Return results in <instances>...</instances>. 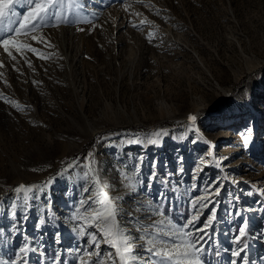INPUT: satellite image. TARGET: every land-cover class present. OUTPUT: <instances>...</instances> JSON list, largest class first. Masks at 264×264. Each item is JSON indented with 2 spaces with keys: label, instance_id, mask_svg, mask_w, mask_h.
<instances>
[{
  "label": "rangeland",
  "instance_id": "rangeland-1",
  "mask_svg": "<svg viewBox=\"0 0 264 264\" xmlns=\"http://www.w3.org/2000/svg\"><path fill=\"white\" fill-rule=\"evenodd\" d=\"M13 9L0 17L21 46H0V264H94L97 176L133 236L207 203L205 264H239L240 243L264 264V0H64L67 23L27 35L9 32L27 11ZM143 244L140 264H156Z\"/></svg>",
  "mask_w": 264,
  "mask_h": 264
},
{
  "label": "snow or ice",
  "instance_id": "snow-or-ice-1",
  "mask_svg": "<svg viewBox=\"0 0 264 264\" xmlns=\"http://www.w3.org/2000/svg\"><path fill=\"white\" fill-rule=\"evenodd\" d=\"M14 3L22 4V6L27 8V11L20 16V23L17 27L9 29L10 33L19 34V29L24 28L26 29L25 35H27L49 25L58 27L61 23H67L64 19V14L61 12L64 0H0V17H3L6 12L15 15ZM33 38L35 39V37ZM10 44L16 47L17 51H20L21 46L15 44L14 36H0V46L4 48L5 52H8L9 56H11V52H9ZM23 47H27L34 53L37 51L29 45H24ZM12 58L15 59V57ZM0 66L3 65L0 64ZM190 119L195 121L196 117L192 116ZM244 143H249L247 137ZM93 187L97 188L95 195L90 190L85 189V191L89 192V196L92 197L91 200L86 198L87 207L85 211L88 208H92L94 212L103 213L97 216L94 222L95 231L89 233L88 239L85 240L86 245L95 246L93 251L87 253L89 257L93 255L97 257L94 264H105V261H109L110 264H140L142 257L138 254L137 241L144 242L143 251L154 257L156 264H205L201 254L205 252V244L210 234L201 235V233L208 228V224L211 222V218L215 216V212H209L208 216L205 217L206 222L200 227H196V221L199 214L208 206L207 203H202L198 206L194 205L193 216L186 221L185 225L177 226L171 222L161 220L156 223H167V231H161L159 227H155L154 232L147 236H133L125 223L118 219L121 215L119 206L103 190L106 186L100 183L98 176L93 178ZM22 190L31 191L25 185H21L16 191L21 192ZM80 204L84 205L85 201H80ZM156 212L163 215L159 213V209ZM247 227V221H244L241 228L237 230V242H239V238L246 237L245 230ZM136 231H140V229ZM259 238L264 240V232L261 233ZM56 242L62 243L59 234H57ZM101 243L106 244L114 251L109 252L106 257L103 256L100 251ZM28 250V247H22L19 251L23 254ZM31 250L33 252L37 251L34 247ZM246 250V244L240 243L238 249L232 253L233 256L239 258V264H249L246 257L241 255V252H246ZM81 255L83 254L78 253V256ZM53 264H59V261L54 260ZM82 264H91V262L82 261ZM230 264H237V261L233 260Z\"/></svg>",
  "mask_w": 264,
  "mask_h": 264
},
{
  "label": "bare ground",
  "instance_id": "bare-ground-1",
  "mask_svg": "<svg viewBox=\"0 0 264 264\" xmlns=\"http://www.w3.org/2000/svg\"><path fill=\"white\" fill-rule=\"evenodd\" d=\"M227 98H228V95L225 96V99H227ZM201 111H203V110H200V109H199L198 111L195 112V114H194L193 116H195L196 119L199 118V115L201 114ZM189 120H190V119H189ZM189 120H188V121H189ZM94 135H95V134H94ZM96 135H97V134H96Z\"/></svg>",
  "mask_w": 264,
  "mask_h": 264
},
{
  "label": "trees",
  "instance_id": "trees-1",
  "mask_svg": "<svg viewBox=\"0 0 264 264\" xmlns=\"http://www.w3.org/2000/svg\"><path fill=\"white\" fill-rule=\"evenodd\" d=\"M71 264H73V263H71Z\"/></svg>",
  "mask_w": 264,
  "mask_h": 264
}]
</instances>
